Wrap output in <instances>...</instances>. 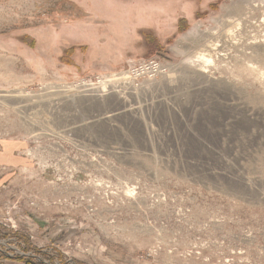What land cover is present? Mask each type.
Wrapping results in <instances>:
<instances>
[{
	"label": "rangeland",
	"instance_id": "obj_1",
	"mask_svg": "<svg viewBox=\"0 0 264 264\" xmlns=\"http://www.w3.org/2000/svg\"><path fill=\"white\" fill-rule=\"evenodd\" d=\"M230 15L250 20L238 40L197 59L189 38ZM142 59L169 73L127 80ZM108 76L131 88L105 103L58 88ZM12 248L264 264V0H0V264Z\"/></svg>",
	"mask_w": 264,
	"mask_h": 264
},
{
	"label": "bare ground",
	"instance_id": "obj_2",
	"mask_svg": "<svg viewBox=\"0 0 264 264\" xmlns=\"http://www.w3.org/2000/svg\"><path fill=\"white\" fill-rule=\"evenodd\" d=\"M230 17L232 19H229V18L226 19V23H227L226 27H224L223 31L220 32L219 35H216L217 33H215L214 31L201 30L198 28V33L196 34V36L189 38L190 42H192L194 45H202L203 49L207 50V52L201 51L200 53H198L197 59L204 61L206 63L215 64L214 57L215 55H221V53L219 52V49L221 48V46L226 45V44L233 45L238 40L241 26L244 24V22H247L250 20L247 19V17H244L243 15L235 19L232 15H230ZM254 41L255 40L249 41V43L247 44L249 45L248 48L251 49L256 46V45L251 44V43H255ZM255 49L256 48H253V50ZM212 51H216V53L213 55ZM165 67L166 66H162L156 71L155 70H145V71L139 70L137 73L133 72L131 69L130 71H127V73H125L124 77H127V80H129L128 78L138 79V80L148 78L147 80H154L151 78L160 76V75L163 76L169 73V68L167 69ZM152 72H157V73H154L155 76H153ZM204 76L205 75L203 74V78ZM205 77H207L208 79V76H205ZM103 80L104 81H101L96 87L94 86L93 82H88V80H85V82H83L82 84L74 85V87L68 86V85L66 86L62 84H60L59 86L57 84H54V85H56V87L58 86V88H61V87L67 88L68 91L73 89V94H71L72 99L78 98L77 96L81 95L80 93L84 92L88 95V92H89L93 98H96L98 101L99 100L102 101V103H105L106 101L111 100L112 98H121L122 96H119L120 94L119 90L122 91L124 89L131 88L129 86L130 84L123 82V79H119V77H114L111 79L104 78ZM131 83H134V80H131ZM86 85H88L89 87L86 88ZM136 88L137 87H135V89ZM112 92H116L117 95L113 94ZM123 94H126L125 91L123 92ZM114 126L116 125H113L112 127ZM111 153L115 155V157L119 161H121L119 158L126 157V153H123L121 151L111 150ZM12 252H10V254ZM14 258H18V257L16 256Z\"/></svg>",
	"mask_w": 264,
	"mask_h": 264
},
{
	"label": "built area",
	"instance_id": "obj_3",
	"mask_svg": "<svg viewBox=\"0 0 264 264\" xmlns=\"http://www.w3.org/2000/svg\"><path fill=\"white\" fill-rule=\"evenodd\" d=\"M132 65V66H131ZM130 65V67L128 68V71H130L132 69L133 72L137 73L139 70H157L159 68H161L162 66H164L165 64L163 63L162 60H154V59H142L139 60L137 62H134ZM153 76H155L154 73L157 72H152ZM112 75V74H111ZM111 78H114L115 76H108ZM104 78H102L101 80L98 79L97 83H100ZM105 79H109V78H105ZM88 82H92V81H88ZM13 252L10 254L9 252H5L8 257L14 258L16 257V254H19L21 256H29L27 253H25L24 251L17 249V248H13Z\"/></svg>",
	"mask_w": 264,
	"mask_h": 264
},
{
	"label": "crops",
	"instance_id": "obj_4",
	"mask_svg": "<svg viewBox=\"0 0 264 264\" xmlns=\"http://www.w3.org/2000/svg\"><path fill=\"white\" fill-rule=\"evenodd\" d=\"M2 262H4L3 264H27V260H23V259L17 260L15 258H9V257L8 259ZM29 264H32V263L29 262Z\"/></svg>",
	"mask_w": 264,
	"mask_h": 264
},
{
	"label": "trees",
	"instance_id": "obj_5",
	"mask_svg": "<svg viewBox=\"0 0 264 264\" xmlns=\"http://www.w3.org/2000/svg\"><path fill=\"white\" fill-rule=\"evenodd\" d=\"M21 257H18V259H20ZM27 264H29V262L27 261Z\"/></svg>",
	"mask_w": 264,
	"mask_h": 264
}]
</instances>
